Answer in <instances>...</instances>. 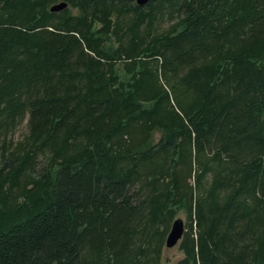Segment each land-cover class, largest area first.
I'll return each mask as SVG.
<instances>
[{"label": "trees", "instance_id": "obj_1", "mask_svg": "<svg viewBox=\"0 0 264 264\" xmlns=\"http://www.w3.org/2000/svg\"><path fill=\"white\" fill-rule=\"evenodd\" d=\"M181 210L174 264H264V0H0V264H162Z\"/></svg>", "mask_w": 264, "mask_h": 264}, {"label": "water", "instance_id": "obj_2", "mask_svg": "<svg viewBox=\"0 0 264 264\" xmlns=\"http://www.w3.org/2000/svg\"><path fill=\"white\" fill-rule=\"evenodd\" d=\"M138 5L145 4L148 0H135ZM67 7V3L65 1H60L52 4L50 6V11L57 12ZM185 227L184 222L181 218L177 217L172 221L170 229L166 235L165 239V247L171 248L177 245L182 238Z\"/></svg>", "mask_w": 264, "mask_h": 264}, {"label": "rangeland", "instance_id": "obj_3", "mask_svg": "<svg viewBox=\"0 0 264 264\" xmlns=\"http://www.w3.org/2000/svg\"><path fill=\"white\" fill-rule=\"evenodd\" d=\"M25 130H26V123L24 120L16 127L14 131V137L15 138L22 137ZM177 217L181 218L184 223L186 222V215L182 210L178 212L176 218ZM182 256H183L182 252L178 250V244L171 248L164 247L162 252V264H174L175 261H177Z\"/></svg>", "mask_w": 264, "mask_h": 264}]
</instances>
